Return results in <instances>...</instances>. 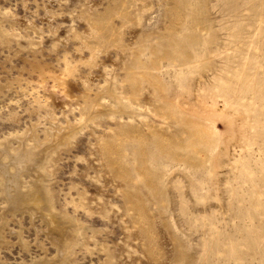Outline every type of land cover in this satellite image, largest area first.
Returning <instances> with one entry per match:
<instances>
[{"label":"rangeland","instance_id":"rangeland-1","mask_svg":"<svg viewBox=\"0 0 264 264\" xmlns=\"http://www.w3.org/2000/svg\"><path fill=\"white\" fill-rule=\"evenodd\" d=\"M0 264H264V0H0Z\"/></svg>","mask_w":264,"mask_h":264},{"label":"bare ground","instance_id":"bare-ground-1","mask_svg":"<svg viewBox=\"0 0 264 264\" xmlns=\"http://www.w3.org/2000/svg\"><path fill=\"white\" fill-rule=\"evenodd\" d=\"M27 194H28V193H27ZM27 194H26V196H27ZM23 195H25V194H23ZM23 195H22V196H23ZM30 196H31V195H30ZM25 198H26V197H25ZM23 199H24V197H23ZM34 201H36V200H34ZM34 201H33V202H34ZM24 202H25V201H24Z\"/></svg>","mask_w":264,"mask_h":264}]
</instances>
